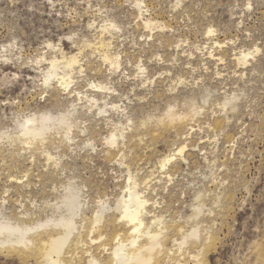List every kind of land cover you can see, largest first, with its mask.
<instances>
[{
    "label": "rangeland",
    "instance_id": "rangeland-1",
    "mask_svg": "<svg viewBox=\"0 0 264 264\" xmlns=\"http://www.w3.org/2000/svg\"><path fill=\"white\" fill-rule=\"evenodd\" d=\"M249 1L250 8L247 6ZM135 2L136 0H0V52L1 55L7 54L10 57L9 60H5V57L0 60V133L12 131L13 113L21 109L53 108L56 112L65 106L62 95L59 96L58 93H47L48 98L46 96L45 100L41 99L42 90L38 86L40 71L33 62L34 59L41 55H47L48 58L57 53L61 56L60 48H63L64 53H76L82 47L83 54L88 58L85 67L90 66L94 70L99 54L91 56L92 50L84 46L83 40H93L98 35L96 31L102 21L105 18H114L122 29L119 38L114 40V45H121L133 62L139 58L149 60L155 53H161L166 65H149L151 75L157 78L159 73L167 69L172 73L164 80L157 79L146 88L141 85L139 78H135L133 68L128 69L130 81L120 83V77H115V86L125 95L124 98L128 95L132 99V108L136 110L138 117H142L143 110L144 116L150 113L159 117L164 112V101L140 107L138 99L146 94L151 100L162 89L176 87L180 90L179 100L182 103L183 97L191 95L183 89L184 85L191 84L195 79L199 80L200 87L207 86L211 89L207 102L202 98L206 95L203 88L196 91V101L204 111L199 121L194 124L198 134L192 139L194 143L200 141L198 138L205 140L201 146L203 151H207L205 156H208L210 165L203 158V152H195L189 158V172L192 175H180L179 184L170 185L167 191L164 190V183L154 184L153 181L159 179L156 177L159 174V158L168 153L173 141L178 139L176 132L161 128L145 135L143 140L138 141L137 147L128 143L127 164H130L141 180L153 178L149 196L152 201L155 199L162 203V208L156 211L157 214L163 215L169 225H180L190 230L194 222L188 217L193 214L194 205L197 204L195 189L199 187L205 197L202 198L205 212L208 213L209 209L215 211L212 217L205 216L203 222L204 226L215 223L212 227L215 240L203 257V264H264V0H143L146 5L144 10H148V14L164 23L167 28L163 31L155 30V41L147 48L148 52L142 55L138 48L144 46L145 42L141 40L145 37L142 35H147L148 31L140 26L141 18L134 7ZM210 27L215 32L208 37L206 31ZM69 36L79 41L77 47L68 39ZM179 39L184 40L180 55L194 51L195 58L188 60L187 56H181L179 66L171 65L173 54H176L173 47ZM213 41L227 44V48H224L227 56L225 55L223 62L205 59L206 56L202 61V55L195 50L197 45L210 47ZM48 43L54 44L57 49H51L47 46ZM134 43H137V48ZM4 44L6 47L8 44L10 46L7 53L1 51ZM254 45L261 52L255 59L250 60L247 68H242L237 64L234 53L240 49L253 48ZM215 52L219 53L220 49L217 48ZM188 62L193 66H188ZM46 66L47 62H44L42 68ZM106 69L108 66H103L102 73L94 74L89 70L85 73L92 79L100 80L108 72ZM15 74L17 77H14ZM179 77L185 81L181 82ZM83 78L79 80L80 90L87 89ZM234 93H237V98L231 104L237 108L232 110V106H229L231 104H228L227 109H222V103ZM118 99V96L112 95L110 101L116 102ZM181 103L178 108L185 111L186 107ZM159 104L161 106L157 109ZM152 121L149 126L155 125V119ZM99 123L103 134H106L109 128L105 123ZM177 131L181 133L186 129L179 127ZM77 138H81L78 144L83 146L84 138ZM2 143L0 201L6 194L4 191L9 189V196L6 197L9 202L4 212L16 217L23 209L19 204L23 203L32 213L45 216L50 210L47 201L53 203L63 193L61 182L65 178L56 175V169L53 171L54 165L51 164L50 167L47 164V159L39 153L41 150L33 151L35 160L32 161L33 158L29 157L31 154L27 153L23 157L11 154L12 151L17 153L16 142L13 143V140L4 138ZM99 148H103V145L99 144ZM49 149L52 152L55 149L54 154L64 155L62 167L67 175L74 170L85 178L90 177L92 185L100 183L107 188V194L111 197L110 203L113 205L115 196L120 191L121 183H115L120 171L106 159L105 151L98 157L94 155L93 160H90L88 158L93 155H87L84 151L82 156L75 159L69 148L61 146L56 149L54 145H49ZM183 168L187 169L188 166L182 164L177 173ZM14 177L27 181L24 185H18L10 180ZM88 191L91 201L87 215L90 216L97 192L93 189ZM217 195L222 197L218 207L214 204ZM108 231L106 233L109 237L111 232ZM202 234L205 235L206 231L203 230ZM167 243L168 247L172 246L171 240ZM92 251L98 254L100 250L94 246ZM35 258L1 252L0 264H37Z\"/></svg>",
    "mask_w": 264,
    "mask_h": 264
},
{
    "label": "bare ground",
    "instance_id": "bare-ground-1",
    "mask_svg": "<svg viewBox=\"0 0 264 264\" xmlns=\"http://www.w3.org/2000/svg\"><path fill=\"white\" fill-rule=\"evenodd\" d=\"M145 6L143 0H136L134 6L141 18L140 26L148 31L147 35H142L145 39L141 41L145 44L142 48H138L140 55L147 53V48L150 47L151 42L155 41V30L163 31L167 28L164 23L148 14V10H144ZM247 6L251 7L250 1ZM113 19L105 18L102 21L99 30L96 31L98 35L93 40L88 38L83 40L84 46L91 48V56L95 53L99 54L98 64L94 70L90 66L85 67V61L88 58L83 54L82 47L76 53H64L63 48H60L61 56H58V53H52L53 55L48 58L47 55H41L33 61L40 71L38 86L39 90H42L41 99L45 100L47 93L51 95L58 93L59 96L62 95L65 106L56 112L52 110L53 108L42 110L38 107H28L14 112L13 129L0 133V146L4 138L13 140V143L16 142L17 153L12 151L11 154L23 157L28 153L31 154L29 157L33 158L32 161L35 160L33 151L41 150L39 153L47 159V164L50 167L54 165L53 171L56 169V175L65 178V181L61 182L64 190L55 202L47 201L50 210L45 216L36 212L32 213L21 202L22 204L19 205L23 209L16 217L6 215L4 212L9 202L6 198L9 196V189L4 191L6 194L1 197L0 201V253H18L25 258L34 256L37 264H203L202 259L207 255L215 240L212 233L215 223L209 226H204L203 223L205 216L212 217L215 214V211L211 209L208 213L205 212V202H202L203 191L199 187L195 189L197 204L194 205L193 214L188 217L194 222L192 228L189 230L180 225H169L165 217L156 212L158 208H162V203L155 199L152 201L149 196V191L153 187L151 184L153 178L143 180L138 178V174L132 170L130 164H127L126 149L128 143L137 147L138 141L143 140L149 132L158 131L161 128L168 132H176L178 139L173 141L169 152L159 158V174L156 176L159 179H156V182L153 181L154 184L164 183V190L167 191L170 185L179 184L180 175H192V172H189V158L195 152H203V158L208 162L207 165H210L208 156H205L207 151H203L204 148L201 146L205 140L198 138L200 141L194 143L192 139L195 134H198L194 124L199 121L204 111L196 101V91L203 88L206 95L202 98L207 102L211 89L207 86L200 87L199 80L196 79L191 84L184 83L186 85L183 89L189 91L191 95L183 97L182 103L179 100L180 90L176 87L162 89L151 100L146 94L138 99L140 107L143 108L148 103L164 101V112L159 117L150 113L144 116L145 111L143 110L141 111L142 117H138L136 110L132 108V99L128 95L124 98L125 95L115 86L117 82H115V77H120V83L128 82L131 80L128 69L133 68L135 78H139L141 85L146 88L154 84L157 79L164 80L172 73L167 69L159 73L157 78L151 75L149 65L154 64L157 67L166 65V60L161 57V53H155L149 60L139 58L133 62L121 45H114V40L119 38L122 29ZM214 32L215 30L210 27L206 34L209 37ZM68 39L76 47L78 46L79 41H76L73 36H69ZM183 41L182 39L177 41L173 47L176 53L173 54V62L167 64L179 66L181 56H187L188 60L195 58L194 51L187 55L186 53L180 55L179 51ZM4 45L1 51L7 53L10 49ZM47 46L51 49L56 48L52 43H48ZM135 46L137 48V43H134ZM217 48L220 49L219 53L215 52ZM224 48H227V44L219 41H213L210 47L195 46L197 53L202 55V61L209 58L223 62L225 55L227 56V50ZM260 52L261 49L257 45L249 49H240L234 53L235 60L239 66L247 68L250 60L255 59ZM1 53L0 60L2 57L9 60L10 57L8 58L7 54L1 55ZM44 62H47V66L42 68ZM103 66H108L106 69L108 72L103 79H92L88 73H85L87 70L94 74L102 73ZM188 66L193 65L188 62ZM205 68L208 69V67ZM217 75L220 73L217 72ZM14 77H17V74ZM81 77H84L83 80L87 84L85 90L79 88ZM178 80L185 81L181 77ZM236 94L234 93L232 97H230L231 94L228 95L224 104L222 103V109H227L228 104H231L233 100L236 101ZM112 95L118 96L119 99L116 102L110 101ZM163 96L165 98H162ZM124 99L128 102L125 103ZM180 103L186 107L185 111L178 108ZM160 106L161 104L156 108L159 109ZM234 108L237 107L233 105L232 110ZM153 119H155V125L149 126V122H153ZM99 122L105 123V126L109 128L106 134H103ZM179 127L185 128L186 131L179 133L177 131ZM78 136L84 138L82 139L83 146L78 144L81 141V138L78 140ZM99 144H102L103 148H99ZM49 145L50 147L54 145L56 149L61 146L69 148L75 159L82 156L83 151L87 155H93L88 158L90 160H93L94 155L98 157L101 152L105 151L106 159L117 166L120 171L117 180L114 179L115 183H121V186L119 185L120 191L116 194L113 205L110 203L111 197L109 198L107 194V188L101 186L100 183L92 185L90 177L85 178L73 169V171L69 169L71 173L67 175L62 167L64 155L54 154L55 149L52 152ZM182 164L187 165L188 168H183L177 173ZM25 176H27L26 173ZM10 180L18 185H24L27 181V179L19 180L15 177ZM53 188L56 189V185ZM88 188L97 192L94 200L95 206L90 216L87 215L91 201L87 194ZM221 202L222 197L217 195L214 204L218 207ZM203 227L206 228L203 229ZM108 230L111 232L109 237L106 233ZM203 230L206 231L205 235L202 234ZM170 240L172 246L168 247L167 242ZM94 246L101 252L94 253L92 251Z\"/></svg>",
    "mask_w": 264,
    "mask_h": 264
}]
</instances>
